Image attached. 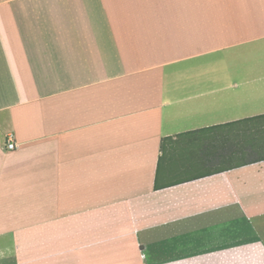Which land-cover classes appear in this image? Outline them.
<instances>
[{"label":"crops","instance_id":"1","mask_svg":"<svg viewBox=\"0 0 264 264\" xmlns=\"http://www.w3.org/2000/svg\"><path fill=\"white\" fill-rule=\"evenodd\" d=\"M233 261L264 264V0H0V264Z\"/></svg>","mask_w":264,"mask_h":264},{"label":"built area","instance_id":"2","mask_svg":"<svg viewBox=\"0 0 264 264\" xmlns=\"http://www.w3.org/2000/svg\"><path fill=\"white\" fill-rule=\"evenodd\" d=\"M7 148L8 149H15L16 148V142L14 140V135L13 134H8V140H7Z\"/></svg>","mask_w":264,"mask_h":264},{"label":"rangeland","instance_id":"3","mask_svg":"<svg viewBox=\"0 0 264 264\" xmlns=\"http://www.w3.org/2000/svg\"><path fill=\"white\" fill-rule=\"evenodd\" d=\"M239 262V261H238ZM238 262H236V261H233V263H235V264H238Z\"/></svg>","mask_w":264,"mask_h":264}]
</instances>
